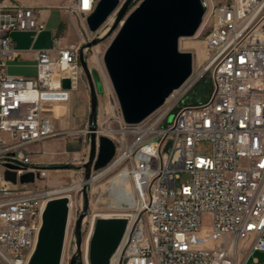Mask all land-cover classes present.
Returning <instances> with one entry per match:
<instances>
[{"label": "built area", "instance_id": "1", "mask_svg": "<svg viewBox=\"0 0 264 264\" xmlns=\"http://www.w3.org/2000/svg\"><path fill=\"white\" fill-rule=\"evenodd\" d=\"M99 2L73 0L68 11L87 18ZM206 2L200 32L209 52V96L184 104L195 85L190 77L140 124L124 122L117 97L105 129L97 118V138H110L117 149L101 172L125 171L134 199L113 264H264L256 257L264 255V0ZM45 29L36 9L0 0V264H28L44 207L59 195L40 186L49 170L35 163L36 147L58 135L90 146V124L61 130L82 75L81 45L55 40L37 52L35 77L9 72L19 57L12 34ZM203 144L210 153L199 151ZM28 173L34 182L21 183ZM183 175L190 180L178 183ZM77 242L73 231L63 264L78 254Z\"/></svg>", "mask_w": 264, "mask_h": 264}, {"label": "water", "instance_id": "2", "mask_svg": "<svg viewBox=\"0 0 264 264\" xmlns=\"http://www.w3.org/2000/svg\"><path fill=\"white\" fill-rule=\"evenodd\" d=\"M132 0L119 10L111 32L115 38L104 55V63L126 124H140L162 107L193 73V54L180 50L182 38L194 37L200 30L208 10L206 0H143L126 16ZM121 0H100L87 17L92 31H97L120 7ZM91 90L90 155L84 167L86 179L92 171L108 166L116 155V144L106 136L97 138L98 99L95 83L101 89L98 74L80 59ZM64 88L71 89L65 79ZM6 178L16 182L15 173ZM34 174L21 177V183L34 182ZM85 207L75 228L78 256H81L82 223L89 200L84 191ZM71 199L59 196L50 199L42 213V225L28 264H63L71 213ZM132 217L128 214H97L87 238L86 264H113L121 249ZM74 257L70 264H76Z\"/></svg>", "mask_w": 264, "mask_h": 264}, {"label": "rangeland", "instance_id": "3", "mask_svg": "<svg viewBox=\"0 0 264 264\" xmlns=\"http://www.w3.org/2000/svg\"><path fill=\"white\" fill-rule=\"evenodd\" d=\"M8 1L11 4L19 5L14 2V0ZM126 1L127 0H121L120 7L113 14V18L107 24H103L97 31H92L89 28L87 18L84 15H72L68 13L70 5L68 2L65 1L60 5L55 4L56 6L53 7L55 10L64 12L67 18L75 21V25L71 22L68 25L63 24L61 26L62 33L60 34L63 35V31L69 27L74 30L76 40L72 43V45H81L79 63L81 57H83L89 69L91 71H96L98 74L101 89H98L95 83L98 99L97 118L99 125H102V128L104 129L108 125V122H106L108 118L114 115L112 105H114V97H116L110 77L106 70L104 55L117 34V31L111 32V29L116 21L119 10ZM142 1L143 0H132L127 7L126 16L134 11ZM213 1L216 4H221L227 0ZM59 24V17L55 13L54 16H52L47 22L48 30L51 32L54 31ZM204 38V32H200L199 30L194 37L182 38L180 40V50L191 52L193 54V73L191 78L195 81V85L184 98V104L194 103L206 99L212 89L210 72L206 71L209 52L207 51ZM54 43L55 41H53V44ZM16 72L31 74L34 72V66L32 62L26 61L23 64L12 68V73ZM72 93L74 97L73 101L71 97V100L68 103L71 105V116L68 120L62 122L63 124L61 125V130L63 131L65 129H69L68 125L72 126V123L80 129H86L90 124L91 90L83 68L77 88L71 92V95ZM173 119L174 114L170 116L169 122L171 123ZM198 149L203 154L211 152V147L206 144L201 145ZM89 155L90 146L88 141L69 138L67 135H58L49 139L46 141L44 146L41 145L39 148H36L34 154L35 163L49 170L47 178L40 183V186L50 190H58L62 188L76 187L81 183H86L89 205L87 214L82 223L84 248L95 215L119 214L126 212V208L118 209L111 206L113 200L110 193V180L118 174V171L107 172L94 181H91L92 178L97 177L100 173H102L101 170H93L90 180H87V171L84 165L88 161ZM189 180V176L183 175L177 182L185 183ZM83 191L84 187H81L67 193L71 196L73 201L67 231V236L69 235V237L73 231L75 232L77 220L85 207V197ZM60 195L61 194L57 196L55 195L53 198L59 197ZM256 257L260 259L261 263H264L263 254L258 253ZM68 258L69 256L67 255L65 258V264H67ZM82 264H86L84 258L82 259Z\"/></svg>", "mask_w": 264, "mask_h": 264}, {"label": "crops", "instance_id": "4", "mask_svg": "<svg viewBox=\"0 0 264 264\" xmlns=\"http://www.w3.org/2000/svg\"><path fill=\"white\" fill-rule=\"evenodd\" d=\"M65 1L71 5L73 0H14V2L21 6L36 9L40 14L41 19L45 22L46 29L37 36L29 32H15L12 34L15 47L19 51V57L17 58V60L9 63V72L12 75L22 77H35L37 73V52L39 50L52 48L54 46L53 41L55 40L58 41L61 47L70 46L76 40L75 32L70 27L63 31V35L60 34L62 33L61 26L63 24L68 25L71 22L73 25H75V21L73 19L67 18L64 12L55 10V8H53L56 6L55 4L60 5ZM55 13L59 17L60 24L54 31L51 32L48 30L47 22L52 16H54ZM26 61L32 62L34 66L33 73H12V68L17 65H21ZM71 97L73 101V93ZM45 143L46 142L41 145L44 146ZM41 145L37 146L36 148H39Z\"/></svg>", "mask_w": 264, "mask_h": 264}, {"label": "bare ground", "instance_id": "5", "mask_svg": "<svg viewBox=\"0 0 264 264\" xmlns=\"http://www.w3.org/2000/svg\"><path fill=\"white\" fill-rule=\"evenodd\" d=\"M112 18H113V14L105 21L104 24H107ZM105 173H106L105 171L100 173L97 177L92 178L91 181H94L95 179L101 177ZM85 184L86 183H81L76 187H68V188L54 190L52 193L61 194L60 196H68L71 199V196H69L67 193L75 190L76 188L84 187ZM110 184H111L110 193H111V198L113 200L111 206L112 207L114 206L115 208L118 209L131 207L134 203V199L132 194V186L129 183V179L126 172L121 171L120 173L116 174L110 180ZM119 214H125V213H119ZM86 244H87V240H86Z\"/></svg>", "mask_w": 264, "mask_h": 264}, {"label": "flooded vegetation", "instance_id": "6", "mask_svg": "<svg viewBox=\"0 0 264 264\" xmlns=\"http://www.w3.org/2000/svg\"><path fill=\"white\" fill-rule=\"evenodd\" d=\"M74 257H77V262H76V264H82V259H83V255L81 254V256L79 255H76V256H74ZM73 257V258H74Z\"/></svg>", "mask_w": 264, "mask_h": 264}]
</instances>
